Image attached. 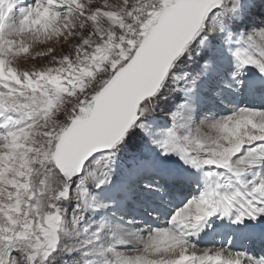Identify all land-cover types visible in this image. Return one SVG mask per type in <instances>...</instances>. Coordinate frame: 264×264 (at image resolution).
Listing matches in <instances>:
<instances>
[{
	"label": "snow or ice",
	"instance_id": "1",
	"mask_svg": "<svg viewBox=\"0 0 264 264\" xmlns=\"http://www.w3.org/2000/svg\"><path fill=\"white\" fill-rule=\"evenodd\" d=\"M0 264H264V0H0Z\"/></svg>",
	"mask_w": 264,
	"mask_h": 264
},
{
	"label": "bare ground",
	"instance_id": "2",
	"mask_svg": "<svg viewBox=\"0 0 264 264\" xmlns=\"http://www.w3.org/2000/svg\"><path fill=\"white\" fill-rule=\"evenodd\" d=\"M256 102L259 103V101H256ZM258 248H259L258 245H257V246H254V247L252 248V251L255 252L257 255H259Z\"/></svg>",
	"mask_w": 264,
	"mask_h": 264
},
{
	"label": "rangeland",
	"instance_id": "3",
	"mask_svg": "<svg viewBox=\"0 0 264 264\" xmlns=\"http://www.w3.org/2000/svg\"><path fill=\"white\" fill-rule=\"evenodd\" d=\"M256 103H257V102H256ZM261 251H262V250H261V248L259 247V248H258V252H259V254L261 253Z\"/></svg>",
	"mask_w": 264,
	"mask_h": 264
}]
</instances>
